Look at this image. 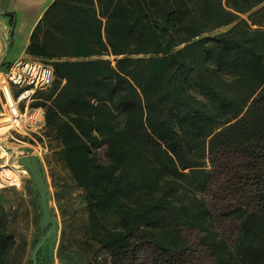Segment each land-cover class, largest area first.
I'll return each mask as SVG.
<instances>
[{"label": "trees", "instance_id": "obj_1", "mask_svg": "<svg viewBox=\"0 0 264 264\" xmlns=\"http://www.w3.org/2000/svg\"><path fill=\"white\" fill-rule=\"evenodd\" d=\"M27 53L55 68L34 106L85 197L82 264H264V0H55ZM14 246L0 204V264Z\"/></svg>", "mask_w": 264, "mask_h": 264}, {"label": "rangeland", "instance_id": "obj_2", "mask_svg": "<svg viewBox=\"0 0 264 264\" xmlns=\"http://www.w3.org/2000/svg\"><path fill=\"white\" fill-rule=\"evenodd\" d=\"M226 29L228 27L218 29L214 33ZM103 57L114 59L112 56ZM4 70L0 67V72ZM51 87L37 91L34 99L30 101L24 126L13 125L7 131V139L3 140L5 149H0V154H3L1 164H5L6 168L12 171L26 169L29 173L20 175L21 181L18 185L5 183L4 188L0 187V204L4 206L8 216V231L15 239L10 264H33L34 250L51 227V223L43 219L41 196L33 176L28 168L18 161L20 156L28 154L36 156L39 161V172L48 190L49 208L57 221V238L53 247L51 248L50 242L54 236L51 235L38 252V255L41 254L42 264H82L88 257L89 249L83 245L87 239L88 219L84 194L64 164L59 141L47 133L45 109L34 106L35 102L46 100L52 92ZM7 91L10 94L8 89ZM20 107L22 113H27L24 103ZM39 108L43 109V120L26 126L33 110ZM0 113H12L5 109L4 101H0ZM99 155L102 160L106 158L105 147L99 151Z\"/></svg>", "mask_w": 264, "mask_h": 264}, {"label": "crops", "instance_id": "obj_3", "mask_svg": "<svg viewBox=\"0 0 264 264\" xmlns=\"http://www.w3.org/2000/svg\"><path fill=\"white\" fill-rule=\"evenodd\" d=\"M55 0H0V67L7 69L27 53L32 35ZM4 70V71H5Z\"/></svg>", "mask_w": 264, "mask_h": 264}, {"label": "built area", "instance_id": "obj_4", "mask_svg": "<svg viewBox=\"0 0 264 264\" xmlns=\"http://www.w3.org/2000/svg\"><path fill=\"white\" fill-rule=\"evenodd\" d=\"M55 79V68L51 62L20 58L5 71L0 72V101L1 103L4 101L5 109L12 111L13 114L16 109L22 113L20 106L24 103L28 113L30 101L34 99L37 91L51 87ZM6 88L9 89L10 94ZM33 115L30 116L26 126L43 120V109H34Z\"/></svg>", "mask_w": 264, "mask_h": 264}, {"label": "water", "instance_id": "obj_5", "mask_svg": "<svg viewBox=\"0 0 264 264\" xmlns=\"http://www.w3.org/2000/svg\"><path fill=\"white\" fill-rule=\"evenodd\" d=\"M18 161L20 164L28 168V170L31 172L34 182L37 185L39 194L41 196V203H42V208H43V219L45 222L51 223V227L46 232V234L42 237L40 242L37 244L34 250V253H33V264H38V260H37L38 252L51 235L54 236L50 242L51 248L54 245V242L57 238V221L52 216L50 208H49L48 198H47L48 190L44 182V179L42 178L39 172L40 164H39L38 159L36 158V156L28 154V155L20 156L18 158Z\"/></svg>", "mask_w": 264, "mask_h": 264}, {"label": "bare ground", "instance_id": "obj_6", "mask_svg": "<svg viewBox=\"0 0 264 264\" xmlns=\"http://www.w3.org/2000/svg\"><path fill=\"white\" fill-rule=\"evenodd\" d=\"M9 93H10V91H9ZM17 111L15 110L14 111L15 114L11 113L9 115L0 113V124H2V126H0V128H1L0 129V149H5V147L3 145V140L7 139V136H8L7 135V131L13 125H14L13 127H19L18 125L24 126V121L28 117V113L25 115L24 113H20L18 111V113L20 114L19 115L17 113ZM22 114H24V115L21 116ZM2 158H3V154H0V159H2ZM1 162H2V160H0V187H2V188L5 187V183H11V184H17L18 185L20 183V181H21L20 175L21 174H25V175L29 174L26 169H21L20 171H12V170L6 168L5 164H1Z\"/></svg>", "mask_w": 264, "mask_h": 264}]
</instances>
